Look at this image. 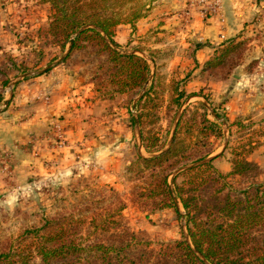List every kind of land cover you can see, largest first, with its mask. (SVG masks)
I'll list each match as a JSON object with an SVG mask.
<instances>
[{"label": "rangeland", "instance_id": "1", "mask_svg": "<svg viewBox=\"0 0 264 264\" xmlns=\"http://www.w3.org/2000/svg\"><path fill=\"white\" fill-rule=\"evenodd\" d=\"M170 3L175 4L176 0H170ZM163 5L162 0H114L104 5L110 7L125 25L135 13L142 17L130 24L133 26L150 15L155 16V26L150 32L131 38L122 48L115 47L120 53L147 59L151 66L144 87L119 94L120 83L112 74L114 65L107 61V54L101 53L96 42L81 41V47L69 54L70 45L64 49L56 41L50 26V4L44 0H0V114L9 109L4 104L8 95L6 85L9 75L16 70L53 74L57 83L65 80L68 92L90 89L96 100L111 104L102 113L103 117L111 118V122L94 127L97 129L95 134L103 139L101 145L111 149H105L102 159L92 161L88 157L89 161H86L77 153L78 163L73 170H38L39 174H34V170L22 173L0 170V254L30 253L32 264H42L36 252V232L45 234L41 229L49 221L83 222L79 227L80 235L86 240H94L95 237L104 238L112 231L93 232L92 223L109 218L131 232L143 235L155 250L187 236L182 204L179 203V208L183 216H178L173 208L156 209L153 200L148 198V189L154 182L153 172L142 169L146 171L141 173L135 166L139 156L151 158L168 150L176 130V155L163 167L164 173L170 174L168 181L172 188L173 178L185 165L193 166L198 159L207 157V162L213 159V166L228 174L234 167V153L245 154L250 147L255 150L248 158L260 166L263 172L258 180H264V64L259 59L250 61L251 47L247 42L232 52L223 67L208 72L207 81H227L234 86L240 81L234 74L247 75L243 92L250 105L248 112L241 116H230L226 108L233 89L216 96L207 86L188 93L185 87L191 74L169 76L168 61L175 52L174 47L167 45L165 32L159 28L165 16ZM174 7V10L178 9L176 5ZM118 27L114 29L115 42ZM260 67L263 83L255 91L249 83L253 81L251 75ZM181 92L185 96L183 100L179 97L180 108L177 98ZM254 94L259 110L251 108ZM122 95L125 99L119 100ZM78 96L77 93L74 97ZM54 120L58 124L52 125L50 140L54 154L60 155L68 141L62 119L55 116ZM33 154L37 156L41 152L34 151ZM218 158L220 161L215 162ZM54 160L47 165H57ZM109 164L115 170H110ZM226 165L230 170H221ZM83 166L88 170H82ZM162 170L159 168L157 172L162 173ZM237 180L232 182L238 187L249 183L239 184ZM181 181L180 177L178 182Z\"/></svg>", "mask_w": 264, "mask_h": 264}, {"label": "trees", "instance_id": "2", "mask_svg": "<svg viewBox=\"0 0 264 264\" xmlns=\"http://www.w3.org/2000/svg\"><path fill=\"white\" fill-rule=\"evenodd\" d=\"M44 1L51 6L53 35L64 49L70 45L69 54L81 47V41L96 42L101 53L107 54V61L114 65L112 74L121 86L117 93L131 92L148 83L151 73L148 60L115 49L119 45L114 40V29L124 22L110 7L104 6L114 0ZM141 17L135 13L128 23ZM247 42V39L231 40L204 64L203 71L223 67L232 52ZM184 96L181 92L177 98L180 108L179 97L183 100ZM176 135L177 130L168 150L151 158L139 156L135 166L138 172L146 171L142 169L153 172L148 198L156 209L173 208L178 216H183L179 208V203L182 204L187 236L155 250L143 235L109 218L92 223L93 232L112 231L94 240L80 235L83 222L49 221L41 229L45 234L36 232V252L42 264H264V180H258L263 171L248 158L255 148L250 147L245 154L236 151L233 170L228 174L216 169L213 159L207 162V157L198 159L193 166L185 165L173 178L172 188L168 181L170 174H165L163 167L176 155ZM159 168L162 173L157 172ZM180 177L182 181L178 182ZM234 179L239 184L249 183L238 187L232 182ZM0 264H32L31 255L0 254Z\"/></svg>", "mask_w": 264, "mask_h": 264}, {"label": "crops", "instance_id": "3", "mask_svg": "<svg viewBox=\"0 0 264 264\" xmlns=\"http://www.w3.org/2000/svg\"><path fill=\"white\" fill-rule=\"evenodd\" d=\"M162 3V14L165 16L159 28L165 32L167 45L174 47L175 52L168 61L169 76L174 74L184 77L185 73L191 74V80L185 87L188 93L207 86L216 96L233 89L226 105L229 115L237 117L248 112L250 102L243 92L247 75L240 72L234 74L235 79L240 80L235 86L227 81L216 83L207 81L208 72H203V66L233 39H248L250 61L259 59L264 64V0H223L221 10L209 17H204L197 0H176L175 4L170 3V0H162ZM174 5L178 9L174 10ZM179 10L181 12L177 14ZM154 18L153 14L135 26L120 25L115 37L119 47L122 48L131 38L150 32L155 26ZM258 53L262 55L257 56ZM262 72L260 67L251 75L253 81L249 84L255 91L263 83ZM40 73L16 70L9 75L6 85L8 95L4 99L9 109L0 114V170H16L19 173L34 170V174H39L40 170H73L75 163H78L77 153L81 155L80 159L86 161L89 158L92 161L102 159L105 149H111L101 145L103 139L95 134L97 129L94 127L99 123L111 122V118L102 115L111 104L96 100L90 89L70 93L65 90V80L57 83L53 74ZM77 93L78 98L74 97ZM125 97L122 95L119 100ZM253 97L251 108L259 110L257 95ZM55 116L62 119L60 121L68 141L60 155L54 154L50 140L51 123ZM34 151L41 154L36 156ZM54 158L58 166L47 165ZM109 166L110 170H115L111 164ZM81 169L88 170L84 166ZM221 170L230 168L226 165Z\"/></svg>", "mask_w": 264, "mask_h": 264}, {"label": "built area", "instance_id": "4", "mask_svg": "<svg viewBox=\"0 0 264 264\" xmlns=\"http://www.w3.org/2000/svg\"><path fill=\"white\" fill-rule=\"evenodd\" d=\"M197 2L200 6L201 12L203 13L204 17H209V16H213L214 14L218 13L221 10L223 0H197ZM54 124H58V122L55 120L52 121V125Z\"/></svg>", "mask_w": 264, "mask_h": 264}]
</instances>
